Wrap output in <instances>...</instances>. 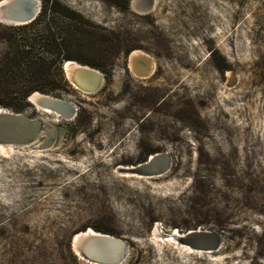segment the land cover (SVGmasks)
<instances>
[{
  "label": "rangeland",
  "instance_id": "374dc122",
  "mask_svg": "<svg viewBox=\"0 0 264 264\" xmlns=\"http://www.w3.org/2000/svg\"><path fill=\"white\" fill-rule=\"evenodd\" d=\"M142 1L48 0L111 46L96 92H58L72 118L20 112L54 126L49 146L0 144V264H98L71 248L85 228L126 243L118 264H264V0ZM10 30L33 29L0 22V50ZM135 49L147 78L126 67ZM153 153L159 176L118 169Z\"/></svg>",
  "mask_w": 264,
  "mask_h": 264
},
{
  "label": "trees",
  "instance_id": "16d2710c",
  "mask_svg": "<svg viewBox=\"0 0 264 264\" xmlns=\"http://www.w3.org/2000/svg\"><path fill=\"white\" fill-rule=\"evenodd\" d=\"M47 2L42 1V7L32 21L20 25L33 30H10L4 37V46L0 50L2 108L22 112L29 106L27 96L34 91L59 96L58 92L68 86L62 70L65 60H75L104 70L105 54L109 55L107 49L111 46L108 36L70 22L75 19L73 11L64 7L59 9L56 2L48 6ZM81 47H87L92 57L85 59L77 56L76 50ZM154 107L159 110L162 105ZM253 262L259 264L255 258Z\"/></svg>",
  "mask_w": 264,
  "mask_h": 264
},
{
  "label": "water",
  "instance_id": "95a60500",
  "mask_svg": "<svg viewBox=\"0 0 264 264\" xmlns=\"http://www.w3.org/2000/svg\"><path fill=\"white\" fill-rule=\"evenodd\" d=\"M40 11V0H0V22L11 25H23L32 21ZM144 60L153 63L152 58L137 52L136 57H127L129 61L137 63ZM67 68L70 71H67ZM65 79L75 88L84 92L96 91L102 81V73L86 64L75 60H65L62 64ZM27 102L40 110H48L60 118L70 119L75 115V106L56 96L37 91L30 93ZM45 135L46 139L37 148L51 144L54 126L46 121L42 114L39 117H27L20 112H14L0 107V144L27 145L34 143L38 136ZM168 167L166 153H153L136 166L119 167L124 173L140 175H159ZM168 237L174 238L182 244H193L197 237H207L198 231H188L184 234L173 230ZM204 238V239H205ZM198 240V239H196ZM207 242V240H204ZM71 248L82 259L98 264H118L126 254V243L113 235L85 228L74 233L71 237Z\"/></svg>",
  "mask_w": 264,
  "mask_h": 264
},
{
  "label": "bare ground",
  "instance_id": "6f19581e",
  "mask_svg": "<svg viewBox=\"0 0 264 264\" xmlns=\"http://www.w3.org/2000/svg\"><path fill=\"white\" fill-rule=\"evenodd\" d=\"M135 1V0H134ZM144 1V0H143ZM143 1L141 2V3H143ZM135 4H137V3H134L133 2V7L139 12V13H146V12H148V11H150V7H151V5H149L148 7H146V6H142L141 7V4L140 5H135ZM152 4V3H151ZM137 52H140V53H142V54H144V55H147V56H149L148 54H146V53H144V52H142L141 50H132L131 51V57L133 56V57H136L137 56ZM127 68H128V70H129V72L131 73V74H133L134 76H136V77H139V78H147V77H149L152 73H153V71H154V69H155V62H154V60H153V63H151V64H148V62H146V61H144V60H141V61H137V63H135V62H131V61H129L128 62V65H127ZM67 71H70V69L69 68H67ZM42 111H44V110H42ZM46 112H50V113H52L51 111H48V110H46ZM4 145H6V144H4ZM121 174V173H120ZM129 175V174H128ZM134 175H137V174H135L134 173ZM140 175V174H139ZM138 175V176H139ZM159 175H161V174H159ZM126 176H127V174H126ZM155 176H158V175H155ZM160 233V232H159ZM159 233H158V231H157V229L155 228L154 230H153V235H155V237L156 236H159ZM163 236V235H162ZM157 238H159V237H157ZM161 238V237H160ZM168 239V238H167ZM158 240V239H157ZM160 240V239H159ZM162 240H163V238H162ZM169 240V239H168ZM170 240H172V241H175L174 240V238H171ZM199 240V239H198ZM206 243V242H205ZM176 244H178V243H176ZM179 246V245H178ZM189 249V248H188ZM196 249V248H195ZM215 249V248H214ZM212 250V249H211ZM195 251V250H194Z\"/></svg>",
  "mask_w": 264,
  "mask_h": 264
},
{
  "label": "flooded vegetation",
  "instance_id": "af4514ba",
  "mask_svg": "<svg viewBox=\"0 0 264 264\" xmlns=\"http://www.w3.org/2000/svg\"><path fill=\"white\" fill-rule=\"evenodd\" d=\"M131 51H132V50H131ZM131 51H129V53H127V55H126V67H127V57H128V56H131ZM80 64H83V63H80ZM88 66H89V65H88ZM103 81H104V80H103ZM67 82H68V81H67ZM69 85H70L71 87H73L74 89L78 90V89L75 88L71 83L68 82V86H69ZM68 86H67V87H68ZM98 89H99V88H98ZM98 89H97V90H98ZM97 90H96V91H97ZM78 91H81V90H78ZM96 91H93V92H84V91H81V92L86 93V94H91V93H94V92H96ZM56 97H60V95H59V96H56Z\"/></svg>",
  "mask_w": 264,
  "mask_h": 264
}]
</instances>
